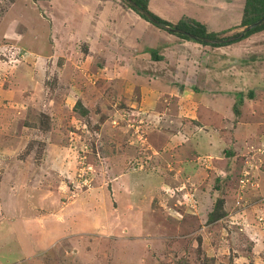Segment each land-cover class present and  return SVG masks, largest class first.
I'll return each mask as SVG.
<instances>
[{"label":"rangeland","instance_id":"374dc122","mask_svg":"<svg viewBox=\"0 0 264 264\" xmlns=\"http://www.w3.org/2000/svg\"><path fill=\"white\" fill-rule=\"evenodd\" d=\"M59 1L0 0V264H264V30L130 68L51 53Z\"/></svg>","mask_w":264,"mask_h":264},{"label":"crops","instance_id":"0c3cea01","mask_svg":"<svg viewBox=\"0 0 264 264\" xmlns=\"http://www.w3.org/2000/svg\"><path fill=\"white\" fill-rule=\"evenodd\" d=\"M235 1L149 0L148 9L161 19L171 23L187 17L205 25L208 31L221 32L226 27H220L218 24L221 23H216V21H223L224 16L220 14L215 21L212 17L217 15L222 8L227 11L226 13H229L228 9L233 7ZM59 3L58 9H56V4L53 2V6L45 12L49 15L51 21L47 23L50 29L48 40L55 42L54 47L50 43L51 53L54 50L55 54L60 52L64 55L71 49L74 50L73 46L82 43L88 52L93 47L105 49V53H102L105 57L111 55L113 59H116V57L121 58L126 61L127 67L135 68L139 64L137 57H148V60H150V54L154 53L153 50L158 49L160 53L156 52V56L158 55L160 59L150 60L151 66H157L158 64H166L167 49L172 47L169 45L172 43L171 39L182 41L180 38L173 39L160 28L142 19L131 9L125 10L124 7L118 5L114 7L112 0H60ZM243 5L244 0L241 2L237 15L234 16L236 19H232L231 26L239 23ZM71 9L73 10L72 15L69 13ZM229 17L225 19L227 25L229 24ZM184 43L190 45V42L184 40L180 45ZM120 64L123 65L122 62ZM66 65H69V63H66ZM158 78L161 77L158 76ZM161 79L169 81L166 76ZM169 88L171 87L167 86L166 89L169 90ZM150 98L152 99V97ZM34 224L37 228V224ZM47 242L43 238L39 240L42 245Z\"/></svg>","mask_w":264,"mask_h":264},{"label":"trees","instance_id":"16d2710c","mask_svg":"<svg viewBox=\"0 0 264 264\" xmlns=\"http://www.w3.org/2000/svg\"><path fill=\"white\" fill-rule=\"evenodd\" d=\"M133 2H135L139 7H141L142 9L146 10L149 12V14L154 17L156 20L160 21L161 23H163L164 25H167L171 28H178L182 31H185L187 33L196 35L200 38H207L210 40H218L220 39V36L223 35V31L221 32H214V31H208L207 28L205 27V25L184 17L181 20H179L177 23H171L168 21H165L163 19H161L160 17H158L157 15L153 14L152 12L149 11L148 9V2L149 0H132ZM124 4L130 8L131 10H133L136 14H138L142 19L146 20L147 22H149L146 18V16L140 14L139 12H137L136 10H134L132 8V6H130V4L128 3L127 0H123ZM264 18V0H244V5H243V9H242V13H241V18L239 23L237 24L238 29H242L247 27L248 25L252 24L253 22L260 20ZM264 30V23H262L261 25H259L258 27L250 30L249 32H247L245 34V36L238 40H244L246 38H248L249 36L258 33L260 31ZM172 34V33H171ZM177 36H179L180 38L186 39V40H192L189 37L185 36V35H181V34H176ZM222 39V38H221ZM193 41V40H192ZM201 44H203L204 46H210V47H220V46H225V45H230L233 44L235 42H230V43H225V44H206L202 41H198ZM153 57L155 60H159L160 57L156 56V54H153ZM238 96H240L239 98V102H241V98H242V94L238 93ZM250 97L252 96V92H250ZM235 110H237V108H235ZM222 202V201H221ZM215 210H213V212H211L208 215V223L212 224L217 222L221 217H223L224 213L220 214L218 212L217 208H214ZM225 216V215H224Z\"/></svg>","mask_w":264,"mask_h":264},{"label":"water","instance_id":"95a60500","mask_svg":"<svg viewBox=\"0 0 264 264\" xmlns=\"http://www.w3.org/2000/svg\"><path fill=\"white\" fill-rule=\"evenodd\" d=\"M128 3L130 4V6H132V8L134 10H136L137 12H139L140 14L146 16L147 20L152 23L153 25H155L156 27L160 28V29H163L167 32H170L172 34H181V35H185L187 37H189L190 39L194 40V41H202L206 44H225V43H230V42H235V41H238L240 39H242L245 34L247 32H249L250 30L258 27L259 25H261L262 23H264V18L260 19V20H257L255 22H253L252 24L248 25L247 27H245L244 29H242L239 33H237L236 35L234 36H230V37H227V38H224V39H218V40H210V39H207V38H200L196 35H193V34H190V33H187L185 31H182L178 28H171L167 25H164L163 23H161L160 21L156 20L154 17H152L148 11L142 9L141 7H139L135 2H133L132 0H127Z\"/></svg>","mask_w":264,"mask_h":264}]
</instances>
